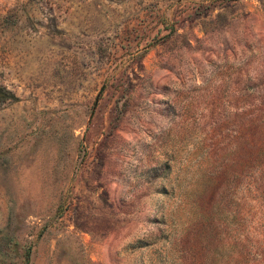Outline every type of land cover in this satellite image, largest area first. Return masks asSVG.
Instances as JSON below:
<instances>
[{"label": "rangeland", "instance_id": "obj_1", "mask_svg": "<svg viewBox=\"0 0 264 264\" xmlns=\"http://www.w3.org/2000/svg\"><path fill=\"white\" fill-rule=\"evenodd\" d=\"M0 264H264V0H0Z\"/></svg>", "mask_w": 264, "mask_h": 264}]
</instances>
